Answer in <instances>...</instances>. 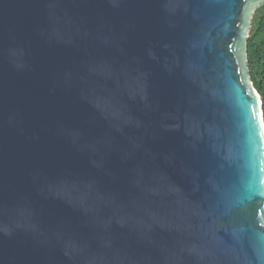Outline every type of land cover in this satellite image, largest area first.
I'll list each match as a JSON object with an SVG mask.
<instances>
[{"label": "water", "instance_id": "95a60500", "mask_svg": "<svg viewBox=\"0 0 264 264\" xmlns=\"http://www.w3.org/2000/svg\"><path fill=\"white\" fill-rule=\"evenodd\" d=\"M262 4L0 0V264H264Z\"/></svg>", "mask_w": 264, "mask_h": 264}, {"label": "trees", "instance_id": "16d2710c", "mask_svg": "<svg viewBox=\"0 0 264 264\" xmlns=\"http://www.w3.org/2000/svg\"><path fill=\"white\" fill-rule=\"evenodd\" d=\"M247 40L250 76L260 95L264 114V4L253 14Z\"/></svg>", "mask_w": 264, "mask_h": 264}, {"label": "bare ground", "instance_id": "6f19581e", "mask_svg": "<svg viewBox=\"0 0 264 264\" xmlns=\"http://www.w3.org/2000/svg\"><path fill=\"white\" fill-rule=\"evenodd\" d=\"M258 97V96H257ZM258 100H259V98H258ZM259 105H260V103H259Z\"/></svg>", "mask_w": 264, "mask_h": 264}]
</instances>
